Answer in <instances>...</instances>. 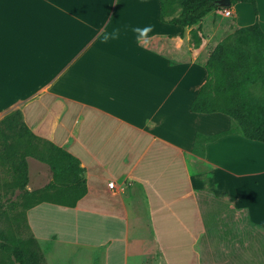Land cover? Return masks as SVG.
Masks as SVG:
<instances>
[{"label": "crops", "instance_id": "crops-1", "mask_svg": "<svg viewBox=\"0 0 264 264\" xmlns=\"http://www.w3.org/2000/svg\"><path fill=\"white\" fill-rule=\"evenodd\" d=\"M221 12L188 28L161 21L158 0H0V115L19 110L87 186L73 206L28 208L34 238L81 245L83 264H264L248 244L264 242V142L210 138L231 117L190 110ZM146 24L147 48L129 27Z\"/></svg>", "mask_w": 264, "mask_h": 264}, {"label": "trees", "instance_id": "trees-1", "mask_svg": "<svg viewBox=\"0 0 264 264\" xmlns=\"http://www.w3.org/2000/svg\"><path fill=\"white\" fill-rule=\"evenodd\" d=\"M159 19L163 22L192 27L209 12L227 8L239 2L250 3L257 14L256 0H230V6H220L218 0H158ZM250 33L256 42V50L260 52L262 61L254 62L250 59L251 46L244 48L243 35ZM237 42L217 44L210 52L205 63L207 78L199 88L196 97L190 105L195 112H223L231 117L232 126L229 130L220 132L210 138L227 133H240L243 137L264 142V31L258 20L251 25L242 26L235 32ZM198 37L194 30L192 42L197 45ZM242 44V45H241ZM263 77L262 85L255 83ZM247 94H241L242 91ZM246 95V96H245ZM16 116L9 114L5 117L9 129L16 134L22 133L27 137L28 148L17 155L15 146L8 144V149L0 153V162L10 165L13 176L12 185L24 191L28 181L27 155H34L40 161L49 165L53 173V181L47 188L58 189L59 198L55 200L43 199L64 205H75L87 191L86 180L82 176L83 168L79 160L66 150L55 144L43 143L38 148L40 139L34 135L22 121L21 113ZM18 120L20 126L18 127ZM202 135L198 134L200 139ZM35 202L34 204L38 203ZM32 204V205H34ZM31 205V206H32ZM16 237L4 236L0 247L7 253L12 264H44L35 252L31 251L27 242ZM11 257V258H10Z\"/></svg>", "mask_w": 264, "mask_h": 264}, {"label": "rangeland", "instance_id": "rangeland-1", "mask_svg": "<svg viewBox=\"0 0 264 264\" xmlns=\"http://www.w3.org/2000/svg\"><path fill=\"white\" fill-rule=\"evenodd\" d=\"M256 8L258 20L262 21L264 26V0H256ZM220 9L223 10V8ZM227 9H230L231 15L225 16L221 13L217 14L219 17H223L222 19L224 20L222 21L225 26L228 27V30L218 35L215 46L223 41L225 43L237 42L235 40V32L242 27H238V23L251 25L254 21V8L250 3L239 2L233 7H227ZM243 38L244 45H241L244 48H247L246 46L249 45L252 50H254L252 53L249 52L248 54L251 56L250 59L253 58L252 60H254V62H261V54L256 50V42L252 39L251 34L246 33L243 35ZM262 80L263 77H260L256 81V87L262 85ZM241 94H247V91L243 90ZM16 111L17 110L14 109L0 115V153L8 149V144H13L15 146L17 155L28 148L27 137L21 132L16 134L15 131L9 129L7 123L4 122L5 117L11 113L17 117ZM17 126H20L19 120ZM33 142L39 143L38 148H42L43 142L41 140L39 142L33 140ZM26 160L28 168L26 189L28 192L18 186L12 185L13 172L10 165L0 162V242L4 236L16 237L21 239L22 242L31 239L33 234L27 220V209L40 200H55V198H59L58 189L47 188V185L53 181V173L49 165L40 161L34 155H27ZM34 218L43 219L45 229L48 225L51 226L56 223L51 217L42 218L41 214H34L33 220ZM27 243L28 245L26 246L29 247L31 251L35 252L44 264H63L60 260L63 256L66 258V264H72L75 259L74 257L79 254L80 255L76 259L77 263L83 264L85 262L81 245H68L60 242L54 243V241H39L36 238ZM248 244L251 250H264L263 241H252ZM96 256L98 257V254H95V257ZM0 264H12L11 259H9L7 253L2 250L1 247Z\"/></svg>", "mask_w": 264, "mask_h": 264}, {"label": "clouds", "instance_id": "clouds-1", "mask_svg": "<svg viewBox=\"0 0 264 264\" xmlns=\"http://www.w3.org/2000/svg\"><path fill=\"white\" fill-rule=\"evenodd\" d=\"M132 33L135 34L136 43L140 44L142 47H149L151 44V37L149 33L154 31V25L146 24L145 26H129ZM120 39V31L119 29H114L111 32H103L102 33V43L108 44L111 41H115Z\"/></svg>", "mask_w": 264, "mask_h": 264}, {"label": "built area", "instance_id": "built-area-1", "mask_svg": "<svg viewBox=\"0 0 264 264\" xmlns=\"http://www.w3.org/2000/svg\"><path fill=\"white\" fill-rule=\"evenodd\" d=\"M223 15L225 16H228L231 14L230 10L227 9V8H223L222 12H221ZM109 186L110 187H113L114 186V183L113 182H109Z\"/></svg>", "mask_w": 264, "mask_h": 264}, {"label": "water", "instance_id": "water-1", "mask_svg": "<svg viewBox=\"0 0 264 264\" xmlns=\"http://www.w3.org/2000/svg\"><path fill=\"white\" fill-rule=\"evenodd\" d=\"M218 3L220 6H230L231 5L230 0H218Z\"/></svg>", "mask_w": 264, "mask_h": 264}]
</instances>
